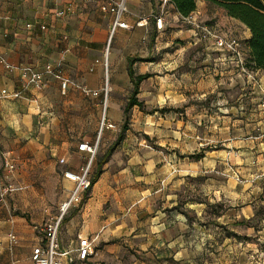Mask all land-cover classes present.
Listing matches in <instances>:
<instances>
[{
	"label": "crops",
	"instance_id": "1",
	"mask_svg": "<svg viewBox=\"0 0 264 264\" xmlns=\"http://www.w3.org/2000/svg\"><path fill=\"white\" fill-rule=\"evenodd\" d=\"M102 1L0 0V56L12 66L0 63V186L4 157L16 165L14 190L0 199V264H34L35 227L73 190L63 172L81 166L78 144L98 145L93 176L118 135L135 76L145 74L136 98L146 110L186 105L190 92L200 100L169 130L163 112L132 107L130 129L64 217L61 249L75 248L80 235L93 252L77 264H264V71H254L259 85L249 82L161 0H125L128 28L110 34L114 16L100 9ZM160 12L161 29L152 19L135 25ZM192 13L247 50L249 30L222 9L196 0ZM189 49L201 54L195 70ZM46 65L59 78L23 87L21 68ZM102 115L116 128L99 131ZM200 152L199 160L187 158ZM46 199L59 202L49 208Z\"/></svg>",
	"mask_w": 264,
	"mask_h": 264
},
{
	"label": "built area",
	"instance_id": "2",
	"mask_svg": "<svg viewBox=\"0 0 264 264\" xmlns=\"http://www.w3.org/2000/svg\"><path fill=\"white\" fill-rule=\"evenodd\" d=\"M102 1V0H101ZM162 5L171 4L170 0H161ZM100 9L104 12H108L114 16L111 25L110 34L116 29H126L128 25L122 21V16L127 13V6L125 0H103ZM70 11V7L67 6L56 12L57 16H63ZM163 12L159 14H152L148 17L138 18L135 25L137 27H143L148 24L149 20L154 21L157 29L162 28L163 24ZM180 19L186 25L197 34L198 38L205 41L209 47H212L218 52L228 55L231 60L236 64L240 73L245 78L255 84L259 85L254 71L246 67L247 50L244 51L242 43L239 39L233 36H223L215 28H212L205 24L197 13H191L186 17ZM29 27V25H27ZM0 63L4 64L6 68L11 69L12 66L7 64L2 56H0ZM21 77L23 87H35L41 88L44 85L45 75L54 74L59 78V74L55 73L51 65H46L43 71L37 72L29 68H21ZM67 80L61 82V89L65 91ZM85 95L95 96L96 91L83 90ZM107 91L105 90V93ZM260 106L264 109V92L261 93ZM105 109V102H103ZM102 128L115 129L116 126L105 120L102 116L100 123V131ZM98 145L88 144L82 142L78 144L77 150L81 153L82 163L77 171L66 170L63 172V176L73 182L74 187L66 201L62 202L57 214L48 217L41 225L35 227V230L41 236V242L32 248L30 259L34 264H77L85 261L93 252V245L88 238H84L77 235L78 244L75 248L70 250H63L59 244V230L62 221L68 211L71 208L76 207L83 199V196L89 191L92 178V165L97 154ZM63 163L61 159L59 161ZM16 165L13 158L5 156L2 163L3 184L0 186V199H4L7 195L12 193L14 186L9 180L10 176L15 171ZM8 240L10 245L16 242L14 234H8Z\"/></svg>",
	"mask_w": 264,
	"mask_h": 264
},
{
	"label": "trees",
	"instance_id": "3",
	"mask_svg": "<svg viewBox=\"0 0 264 264\" xmlns=\"http://www.w3.org/2000/svg\"><path fill=\"white\" fill-rule=\"evenodd\" d=\"M210 5L222 9L225 14L242 23L250 33V38L246 42L247 47V61L246 67L248 69L263 70L264 71V0H203ZM175 11L181 16L186 17L190 15L196 8V0H170ZM128 72L133 76V71L129 67ZM148 75L135 76L133 80V89L128 97V101L123 108V123L121 130L118 133L114 143L108 148L106 153L98 162V169L94 172L91 183L100 175V166L107 161L110 154L115 147L122 141L124 132L128 129L127 123L129 112L133 106L145 114H153L156 111L164 112L165 108L146 110L142 102L138 101L136 95L138 93L139 83ZM202 157V152L188 155L187 158L191 160H199ZM237 237V236H235Z\"/></svg>",
	"mask_w": 264,
	"mask_h": 264
},
{
	"label": "rangeland",
	"instance_id": "4",
	"mask_svg": "<svg viewBox=\"0 0 264 264\" xmlns=\"http://www.w3.org/2000/svg\"><path fill=\"white\" fill-rule=\"evenodd\" d=\"M204 22V21H203ZM197 51V49H195V50H193V49H189L188 50V56L189 55H191L192 56V60H193V65H194V70L195 69H197V68H199L200 67V58H201V54L198 52H196ZM190 56V57H191ZM104 62H105V59H104ZM104 65L106 66V63H104ZM196 93L195 92H190L189 93V95H191V98L187 101L188 103L185 105H182V106H178V107H164L165 108V111L163 112V114H166L168 117H169V119H168V121H167V124L169 125V127H168V130L172 127V125H176L177 124V121H180V119H183V120H185V110H189L190 108H194V104H195V102L197 101V100H200V99H198L197 98V96L195 95ZM261 97V96H260ZM260 104V103H259ZM192 105V106H191ZM104 109H103V107H102V109H101V112H102V114H103V111ZM147 110H149V109H147ZM140 111V110H139ZM159 111H157V113H158ZM161 112H159L158 114H160ZM142 114V113H141ZM131 114H129V116H130ZM103 116V115H102ZM102 118V117H101ZM129 119H130V117H129ZM178 119V120H177ZM99 123H101V120H100V122ZM128 123H130L129 122V120H128ZM128 123H127V126H128ZM176 127V126H175ZM128 128H129V126H128ZM120 129H121V126L119 127V126H117V128H116V133L118 134L119 132L118 131H120ZM130 129V128H129ZM99 131H100V125H99ZM100 135V134H99ZM102 135H100V137H101ZM147 142L148 143H151V141H149L148 139H147ZM150 145H152V144H150ZM99 154H100V152L98 151V153L96 154V156H95V160L98 158V156H99ZM261 153H257V154H255L254 156H253V160H254V165H253V167H257L259 164H262V160H260L258 163H256V160H258V158H260V156H258V155H260ZM262 158V157H261ZM95 160H94V162H95ZM252 175L254 176L255 175V173H252ZM33 179V178H32ZM263 180H264V177H263ZM35 185V184H34ZM37 185V184H36ZM38 188H41V187H43L44 189H45V187L44 186H42V185H38L37 186ZM14 190V189H13ZM54 193L56 194V197H59V194H58V187H57V189H55L54 190ZM59 202V201H58ZM57 202V200L55 201V202H53V201H48L47 199L44 201V205L45 206H47V207H49V208H55V206H56V204L58 203ZM257 210V215H259L260 216V214H262V209H261V207H259V208H257L256 209ZM54 211V209H52V211L51 212H53ZM55 212V211H54Z\"/></svg>",
	"mask_w": 264,
	"mask_h": 264
}]
</instances>
